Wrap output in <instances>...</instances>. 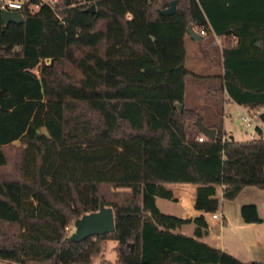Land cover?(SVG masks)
I'll list each match as a JSON object with an SVG mask.
<instances>
[{
    "label": "trees",
    "instance_id": "obj_1",
    "mask_svg": "<svg viewBox=\"0 0 264 264\" xmlns=\"http://www.w3.org/2000/svg\"><path fill=\"white\" fill-rule=\"evenodd\" d=\"M34 1L20 22L0 17V259L90 264L111 238L115 264H264L199 239L202 214L155 202L161 182L196 184L193 206L205 212L219 207L218 185L229 199L264 187V139L222 140L217 122L213 139L198 140L201 113L184 104L191 26L223 38L219 89L264 108V0H175L171 14L158 13L169 0H90L94 12L67 0L30 10ZM100 200L113 231L67 240L69 222ZM240 214L256 220L255 204Z\"/></svg>",
    "mask_w": 264,
    "mask_h": 264
},
{
    "label": "rangeland",
    "instance_id": "obj_2",
    "mask_svg": "<svg viewBox=\"0 0 264 264\" xmlns=\"http://www.w3.org/2000/svg\"><path fill=\"white\" fill-rule=\"evenodd\" d=\"M212 39H214V42H211ZM222 42L223 38H213V36H203L199 39L185 38V66L188 68L189 73L186 75L185 80L184 102L186 105L198 107L205 121L213 117L219 119L218 116L223 114L224 126L228 132L227 136H234L235 139L250 138L249 132L254 128L253 124L251 127H245L239 118L241 110L246 109V107L223 99L224 89H219L220 79L216 75L220 73L221 64L214 46L218 49ZM213 90L216 93L209 95V92ZM254 108L264 111L262 106ZM229 204L230 201L224 204V208L231 209ZM159 206L163 210H172L171 207H167L160 202ZM73 228V221H70L66 227V235ZM210 233L217 238V242L222 236L226 249L237 252L239 258L250 256L256 260H264V250L254 243H247L255 234L249 228L241 230L230 225L220 228L219 222H210ZM241 240H245L244 243ZM114 244V239L104 238L101 241L100 252L92 259L90 264H99L100 261H104L106 264H115Z\"/></svg>",
    "mask_w": 264,
    "mask_h": 264
},
{
    "label": "crops",
    "instance_id": "obj_3",
    "mask_svg": "<svg viewBox=\"0 0 264 264\" xmlns=\"http://www.w3.org/2000/svg\"><path fill=\"white\" fill-rule=\"evenodd\" d=\"M200 34H201V37H203V34L202 33ZM212 36L213 38H219V39L221 38L215 34ZM186 37H190V35L187 34L185 35V38ZM185 38H184V43H185ZM231 38L232 36H229V39ZM211 42H214V39H212ZM214 49L218 53L219 63L221 64L220 73L217 75H222L223 65H222V58H221V46H219L218 49L214 46ZM212 93L215 94L216 92L213 90L209 92V95ZM222 98L235 102L228 96L225 89H224V94ZM238 105H241V104H238ZM186 106L192 107L189 105H186ZM217 116H218V113H217ZM218 117L219 119L213 117L211 119H208V121H205L203 119V116L201 115V119L203 123L207 126L213 127L214 124L219 122L224 132V137H227L228 132L226 131V128L224 126V120H223L224 116L223 114H221ZM195 187H196V184L188 183V182L157 183L156 190H155L156 205L161 211L172 213L182 218H186V217L193 218L196 215L202 214L207 223V232L201 237H199V239L207 242L208 244L212 246L226 250L227 252L231 253L232 255H234L235 257H237L238 259L242 261L256 260V259L251 258L250 256H248L247 258H239V256L237 255V252L231 249L227 250L225 246L226 244L222 236L220 237V240H218L217 242L216 240L217 238L213 234L210 233V222H213V223L219 222L220 228H223L228 225L234 228L241 229V230L249 228L251 231H254L255 234L252 239H249V241H247V243L248 242L254 243L256 246H259L260 248L264 250V187H259L253 184L244 185L233 198L229 199V198H225L222 196V191L227 189L228 187L226 185H218L217 194L220 198V203H219V207L217 211H219L221 215L220 217H217V218L211 217L210 212H205V211L196 209L193 206ZM228 201H230L229 205L231 206V209L224 208L225 206L224 204H227ZM159 202L167 207H171L172 210H167V209L163 210L159 206ZM244 203H254L255 204L256 211H257L256 220L245 222L242 219L241 214H240V206ZM193 227H194V224L189 223L183 227L182 231L186 234H192ZM214 240L216 242H212ZM244 241L245 240H243L242 242L244 243ZM261 261H264V260H261Z\"/></svg>",
    "mask_w": 264,
    "mask_h": 264
},
{
    "label": "water",
    "instance_id": "obj_4",
    "mask_svg": "<svg viewBox=\"0 0 264 264\" xmlns=\"http://www.w3.org/2000/svg\"><path fill=\"white\" fill-rule=\"evenodd\" d=\"M68 1V0H67ZM175 0H169L168 6L159 8L160 14H171L175 11ZM85 11L94 12L95 4L90 3L84 7ZM0 17L4 23L13 21L20 22L23 20V15L18 10L0 9ZM188 34L193 39L201 38V34L195 31L191 26L187 27ZM258 44V42H257ZM181 108V104H178ZM260 120L264 121V111L259 113ZM199 132L206 138L213 139L215 137V127L207 126L203 123L201 117H197L194 121ZM73 230L66 236L67 240L80 241L87 236L101 235L113 231L114 217L112 207L105 205L102 200L99 201L98 208L89 212H85L73 219Z\"/></svg>",
    "mask_w": 264,
    "mask_h": 264
},
{
    "label": "built area",
    "instance_id": "obj_5",
    "mask_svg": "<svg viewBox=\"0 0 264 264\" xmlns=\"http://www.w3.org/2000/svg\"><path fill=\"white\" fill-rule=\"evenodd\" d=\"M27 0H0V9H12L20 11L23 3ZM72 4H81L84 6L89 5L92 3L90 0H68ZM57 0H35L34 2L29 3L28 7L30 10H35L39 7L40 4H47L51 9L57 10L59 7L56 4ZM243 106V105H240ZM246 107V106H245ZM261 110L257 108H248L242 109L241 114L239 116L241 122L244 124L245 127H251L252 124L254 128L249 132L250 138H262L264 139V123L259 118V113ZM205 136L200 132L197 136L198 140H203ZM206 138V137H205ZM224 136L222 137V140ZM211 217L217 218L220 217V212H210ZM0 264H22V263H15L5 259H0Z\"/></svg>",
    "mask_w": 264,
    "mask_h": 264
}]
</instances>
